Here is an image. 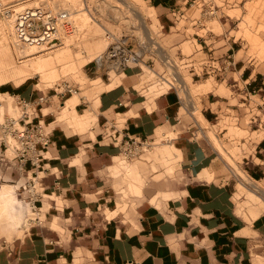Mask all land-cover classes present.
<instances>
[{"label": "crops", "instance_id": "obj_1", "mask_svg": "<svg viewBox=\"0 0 264 264\" xmlns=\"http://www.w3.org/2000/svg\"><path fill=\"white\" fill-rule=\"evenodd\" d=\"M147 1L166 16L181 3ZM145 16L159 24L152 13ZM141 65L118 71L114 84L92 99L66 97L60 111L54 95L32 104L29 121L41 123L50 137L37 167H20L0 141V264H264V200L245 201L247 192H259L238 177L215 135L203 131L209 139L201 138V129L183 116L189 113L201 128L212 112L210 94L200 112L192 91L179 94L184 102L178 105L167 78L144 93ZM248 69L241 66V77L253 86L256 74ZM28 78L1 82L0 95L34 101L40 95L35 85L42 84ZM152 136L156 143L167 139L171 152L161 156L177 159L181 186L165 198L125 204L112 181L122 179L115 173L118 156L126 141ZM220 149L238 178L234 184L218 165ZM257 152L248 180L264 187V148ZM129 182L140 193L142 180ZM24 183L33 187L18 198ZM27 214L34 216L25 222Z\"/></svg>", "mask_w": 264, "mask_h": 264}, {"label": "rangeland", "instance_id": "obj_2", "mask_svg": "<svg viewBox=\"0 0 264 264\" xmlns=\"http://www.w3.org/2000/svg\"><path fill=\"white\" fill-rule=\"evenodd\" d=\"M130 1L0 0V78L15 83L16 69L43 64V71L28 79L33 84H42L40 88L35 85L40 95L46 98L54 95L60 111L66 97L77 93L80 98L92 99L97 91L114 84L120 69L107 74L106 67H98L94 63V58L102 54L112 37L145 35L149 49L138 64H142L138 80L143 92L158 87L157 82L164 86L163 78H167L172 83L167 90L178 97L180 94L186 98L192 91L190 98L200 112V101L209 93L212 112L207 114L206 123L201 124V128L189 113L184 112L183 116L193 128L201 129V138L209 139L203 136V131L212 132L229 158L250 179L247 169L257 166L254 163L259 161L255 156H261L257 148H264V0H206L216 8L214 16L204 13L205 7L199 4V0H187L186 3L179 0L180 6L172 5L174 14L169 13L168 16L159 14L160 10L151 7L150 1L133 0L141 11L152 13L160 24L145 16L143 26L137 11L129 7ZM36 3L68 8L75 27L62 44L57 43L31 54L30 48L14 46L5 12L10 4L18 9ZM242 65L256 74L253 86H248L241 77ZM170 66L172 68L169 69ZM173 72L178 80L172 78ZM64 85L75 92L60 94ZM182 85L185 95L181 93ZM196 87L202 91L193 92ZM179 100L178 105L181 106L183 100L180 97ZM15 101L14 97L0 95V103H3L0 108L2 146L6 133L1 127L2 122L7 117H17L19 113ZM202 113L205 115L206 112ZM8 140L14 143L9 136ZM168 144L167 139L156 143L152 136L141 140V144L134 143L136 150L133 155L122 152L118 156L115 173L119 172L122 179L112 181L123 203L134 205L145 198H165L179 189L182 175L177 159L174 157L173 161H167L161 156V151L171 152ZM221 155L223 158L218 154V165L224 170V177L232 184L238 182L237 176L230 170L229 160L223 153ZM134 179L142 180L140 193L132 191L129 186V181ZM16 192L21 198L22 193ZM247 195L244 196L245 201L251 206L254 201L259 202L258 198L264 200L261 193L249 191ZM33 216L27 214L25 222Z\"/></svg>", "mask_w": 264, "mask_h": 264}, {"label": "built area", "instance_id": "obj_3", "mask_svg": "<svg viewBox=\"0 0 264 264\" xmlns=\"http://www.w3.org/2000/svg\"><path fill=\"white\" fill-rule=\"evenodd\" d=\"M192 2H195L193 0ZM199 4L204 5V13L214 16L216 8L211 2L199 0ZM8 5L6 15L8 16L11 28L12 42L16 48H49L57 43L62 44L66 36L71 35L74 30L73 19L70 10L66 7L49 6L43 3H36L32 6H21L18 9ZM150 38V37H149ZM109 45L100 56L94 58L96 66L106 67L109 71L120 69L133 64L138 65L149 49V42L145 35H128L112 37ZM75 92L71 87L64 85L63 92ZM46 100L45 95H39L34 101L26 99L16 100L19 108V115L16 118L7 117L2 122V129L6 132L3 143L14 152L17 164L23 167L29 162L33 167H37L42 157V150L50 143L48 132L44 126L37 122L29 121V109L33 104H38ZM8 136L14 143L8 140ZM133 142V141H132ZM127 142L122 149L125 155L135 153L134 143L141 144V141L134 143ZM33 183H24L20 186V192H29Z\"/></svg>", "mask_w": 264, "mask_h": 264}, {"label": "bare ground", "instance_id": "obj_4", "mask_svg": "<svg viewBox=\"0 0 264 264\" xmlns=\"http://www.w3.org/2000/svg\"><path fill=\"white\" fill-rule=\"evenodd\" d=\"M122 1V0H121ZM11 5H14V4H11ZM14 7V6H13ZM129 7L133 10V11H137V13H138V15H139V18H140V22H141V25L143 26L144 25V21H143V18L145 17V15H147V14H145L143 11H141L137 6H136V4H135V2L133 1V0H131L130 1V5H129ZM70 14H71V12H70ZM71 17H72V14H71ZM74 24V23H73ZM27 48H30V52L29 53H31V54H33L34 53V51H38V50H42L43 48H38V49H36L34 46H30V47H27ZM22 49H25V48H22ZM21 50V49H20ZM29 50V49H28ZM48 61V60H47ZM44 62H45V60H44ZM43 62V63H44ZM48 63V62H47ZM46 64V63H45ZM172 64V63H171ZM28 65V64H27ZM47 65H49V64H47ZM47 65H45V66H47ZM170 65V64H169ZM43 68H44V65L43 64H41V63H36V64H34V65H32V66H30V67H27V66H21V67H19L18 69H16L15 70V73H16V75H17V78H16V81L15 82H19V81H21L22 79H24V78H26V77H28V76H33V75H35V74H38V73H40L41 71H43ZM170 68H172V66H170L169 67V69ZM172 70V69H171ZM170 70V71H171ZM173 71V70H172ZM43 73V72H42ZM172 78L174 79V80H178V76L176 75V73L175 72H173L172 74ZM169 80V79H168ZM3 81H5L3 78H0V83L1 82H3ZM170 82V81H169ZM184 92H185V89H184V86L182 85V90H181V93L182 94H184ZM181 94V95H182ZM185 95V94H184ZM67 104V103H66ZM191 104V103H190ZM3 106V104L2 103H0V108ZM193 106H194V104H193ZM194 110V109H193ZM198 117H199V119H203V117L201 116V114L200 113H198ZM213 137V136H212ZM216 139V138H215ZM220 151H221V153H223L222 152V150L220 149ZM225 155V154H224ZM233 167H234V170H235V172H236V174L238 175V177L240 178V179H243L245 182H248L249 183V185L254 189V190H256V191H258L259 193H261L262 195H264V187H262V185H261V183H257V182H250L249 180H248V178L246 177V175L244 174V172L234 163L233 164ZM18 199H15V201H16V203L18 202L17 201ZM24 207V206H23ZM32 211V210H31ZM33 212V211H32ZM34 213V212H33Z\"/></svg>", "mask_w": 264, "mask_h": 264}]
</instances>
